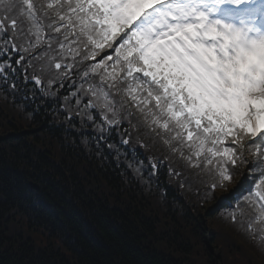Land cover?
<instances>
[{
	"label": "snow or ice",
	"instance_id": "obj_1",
	"mask_svg": "<svg viewBox=\"0 0 264 264\" xmlns=\"http://www.w3.org/2000/svg\"><path fill=\"white\" fill-rule=\"evenodd\" d=\"M0 45L5 84L41 49L26 61L31 82L53 65L62 80L75 72L77 104L102 109L101 133L138 113L208 192L232 181L251 139L252 186L228 215L264 245V0H0Z\"/></svg>",
	"mask_w": 264,
	"mask_h": 264
},
{
	"label": "trees",
	"instance_id": "obj_2",
	"mask_svg": "<svg viewBox=\"0 0 264 264\" xmlns=\"http://www.w3.org/2000/svg\"><path fill=\"white\" fill-rule=\"evenodd\" d=\"M29 88L0 90V264H193L195 251L202 264H264V245L228 215L252 186L249 167L238 189L247 161L208 192V178L138 121L128 142L146 172L116 135L91 134L73 105ZM144 144L170 152L169 161L156 157L157 180ZM27 232L47 243L37 246Z\"/></svg>",
	"mask_w": 264,
	"mask_h": 264
},
{
	"label": "rangeland",
	"instance_id": "obj_3",
	"mask_svg": "<svg viewBox=\"0 0 264 264\" xmlns=\"http://www.w3.org/2000/svg\"><path fill=\"white\" fill-rule=\"evenodd\" d=\"M25 232H26V231H25ZM27 233H28V232H27ZM28 234H29V236H32L33 239L36 238V244H37V246H39V247H41L43 244H46V243H47V239H46V237H45L44 234H41L40 236H37V237H36V235H34L32 232H29ZM52 242H53V243H56L57 245H58V243H59V241H55V240H52ZM193 253H194V255H193V257H192V262H193V264H202V262H201V258H203L204 253H203V255L201 254L199 257H198V254H197L196 251L193 252ZM247 260H248V259H247Z\"/></svg>",
	"mask_w": 264,
	"mask_h": 264
}]
</instances>
